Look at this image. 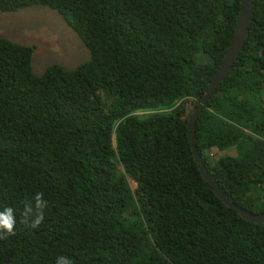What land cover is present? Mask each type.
Returning a JSON list of instances; mask_svg holds the SVG:
<instances>
[{
    "label": "trees",
    "instance_id": "16d2710c",
    "mask_svg": "<svg viewBox=\"0 0 264 264\" xmlns=\"http://www.w3.org/2000/svg\"><path fill=\"white\" fill-rule=\"evenodd\" d=\"M36 4L88 55L37 76L32 46L0 37V208L17 210L0 264H264V223L215 195L187 135L240 0H0V11ZM195 138L231 201L264 212V0ZM37 191L49 207L31 229L20 212Z\"/></svg>",
    "mask_w": 264,
    "mask_h": 264
},
{
    "label": "rangeland",
    "instance_id": "374dc122",
    "mask_svg": "<svg viewBox=\"0 0 264 264\" xmlns=\"http://www.w3.org/2000/svg\"><path fill=\"white\" fill-rule=\"evenodd\" d=\"M0 37L32 46L31 68L41 75L50 64L74 68L87 58L81 37L70 28L61 15L45 5H32L12 12L0 11ZM143 113V112H139ZM212 157L220 156L211 149ZM130 187H135L129 179Z\"/></svg>",
    "mask_w": 264,
    "mask_h": 264
},
{
    "label": "water",
    "instance_id": "95a60500",
    "mask_svg": "<svg viewBox=\"0 0 264 264\" xmlns=\"http://www.w3.org/2000/svg\"><path fill=\"white\" fill-rule=\"evenodd\" d=\"M252 12L253 0H240V9L234 32L215 74L205 88L201 101L196 107L192 109L191 113L188 116L187 135L192 151V156L194 161L197 163L198 170L202 178L211 185L215 195L223 202L224 205L234 209L236 213L243 219L250 222L264 223V212L253 213L245 209L244 207L235 204L233 201H231L228 195L223 192V190L219 186L218 181L212 176L207 166L203 162L200 151L196 145L195 138V122L199 112L203 109L205 103L213 94L217 86L220 85L221 81L227 76L244 49L247 40L249 24L252 18Z\"/></svg>",
    "mask_w": 264,
    "mask_h": 264
},
{
    "label": "clouds",
    "instance_id": "9594fccd",
    "mask_svg": "<svg viewBox=\"0 0 264 264\" xmlns=\"http://www.w3.org/2000/svg\"><path fill=\"white\" fill-rule=\"evenodd\" d=\"M48 207L49 201L45 198L44 192H35L30 199L23 202L20 222L31 229H37L44 221ZM16 224L17 210L9 206L0 208V239H8L15 235ZM55 264H73V260L69 256L59 255L56 257Z\"/></svg>",
    "mask_w": 264,
    "mask_h": 264
}]
</instances>
